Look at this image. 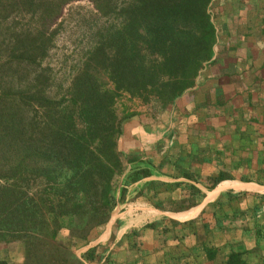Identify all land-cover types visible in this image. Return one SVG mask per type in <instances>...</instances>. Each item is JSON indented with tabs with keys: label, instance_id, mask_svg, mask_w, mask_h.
Returning <instances> with one entry per match:
<instances>
[{
	"label": "trees",
	"instance_id": "trees-1",
	"mask_svg": "<svg viewBox=\"0 0 264 264\" xmlns=\"http://www.w3.org/2000/svg\"><path fill=\"white\" fill-rule=\"evenodd\" d=\"M67 1L71 0H0V243L5 245L0 264H84L75 254L77 242L92 240L93 232L109 221L123 192L116 183L125 167L120 138L125 121L138 114H118L116 99L122 93L145 103L155 101L163 109L178 100L176 112L184 117L176 124V144L192 121L197 101L214 99L225 107L224 96L234 92L231 81L219 80L221 69L230 76L241 72L234 83L243 86L244 93L257 91L258 83L264 82L263 64L256 67L259 73L245 68L249 63L245 48L233 66L227 60L228 67H219L212 59L217 36L208 12L212 0H91L105 19L57 98L46 88V82L55 80L50 67L41 63L55 32L49 31V24ZM245 1L250 8L255 4V11L247 9ZM234 3L229 14L234 8L246 16L256 12L260 17L253 21L254 30L264 34V0ZM25 15L29 20L23 23L19 19ZM205 62L209 81L206 75L199 89L185 92L195 86ZM253 72L259 78L247 79L246 74ZM177 160L167 161L178 166ZM163 161L127 159V179L148 177L154 171L151 166L161 173ZM177 168L184 177H193L192 169ZM227 176L220 171L211 179ZM260 178L264 179V170ZM186 188L194 192L193 186ZM256 199L245 207L242 196H222L211 206L229 208L215 217L217 227L224 231L225 221L239 224L235 228L257 225L262 202ZM183 228L172 222L143 226L156 229L165 240L172 232L174 240L184 237ZM137 236L139 231L131 230L123 239L138 245ZM11 242H17L15 256L6 247ZM216 251L206 247L209 257ZM91 258L92 252L83 257ZM225 264L251 263L241 251H232Z\"/></svg>",
	"mask_w": 264,
	"mask_h": 264
},
{
	"label": "crops",
	"instance_id": "crops-1",
	"mask_svg": "<svg viewBox=\"0 0 264 264\" xmlns=\"http://www.w3.org/2000/svg\"><path fill=\"white\" fill-rule=\"evenodd\" d=\"M200 83L189 90L199 89ZM258 84L257 91L235 95L243 86L231 82L229 86L234 92L224 96L225 107L217 106L214 99L206 103L203 99L197 101L192 121L176 144L171 140L173 131V136L160 135L159 158L164 160L161 173L157 166H151L154 171L148 177L122 184V196L115 209L126 205L128 209L123 211L122 218L109 219L108 229L95 232L81 254L75 250L84 264H225L232 251H241L248 263L264 262V179L260 178L264 170V82ZM151 145L149 151L145 147L137 153L138 159L147 160L148 154L155 153V142ZM174 158H178V166L193 170L192 178L184 177L178 166L167 161ZM167 169L172 176L166 174ZM220 171L229 176L213 182L211 178ZM251 174L259 178L248 179ZM187 184L193 186L194 192L188 191ZM228 193L242 196L245 207L252 198L262 202L256 215L257 225L248 223L243 229L225 221L224 231L217 227L215 217L225 213L223 208H229L211 206ZM148 200L160 203L161 207ZM183 205L186 206L177 210ZM132 221L136 224L129 225ZM161 222L184 226L185 236L174 240L172 232L165 240L156 229H143L146 224ZM131 230L139 231L138 245L123 239ZM206 247L217 253L209 257ZM87 252H92L88 263L83 259Z\"/></svg>",
	"mask_w": 264,
	"mask_h": 264
},
{
	"label": "rangeland",
	"instance_id": "rangeland-1",
	"mask_svg": "<svg viewBox=\"0 0 264 264\" xmlns=\"http://www.w3.org/2000/svg\"><path fill=\"white\" fill-rule=\"evenodd\" d=\"M234 1L235 0H212L209 5L208 12L217 32L212 59L215 61L217 60V65L219 67L220 65L223 66V68L228 67L227 60L231 62L229 63V66L232 65L234 61H241V54L237 55V53L240 51L242 52L245 48V53L249 55V63L245 64V68H248L249 70L250 68H253L259 73V68L256 69V67L260 64L264 65V34L254 30L256 23L253 21L256 19L255 17L260 16H258L256 12H250L246 16L244 14L245 12L243 13L244 10L240 11L242 12L241 14H244L241 15L235 8L233 10L234 12L229 14L230 7H236V3H234ZM244 4L247 6V9L250 8V2L247 3L245 1ZM252 9L255 11V4H253L249 10ZM261 13L263 14V12ZM104 19L105 18L97 12L91 0H71L63 4L60 13L55 17L53 22L49 24V31L55 32H52L53 40L47 49V55L43 58L41 65L43 67H50V72L55 79L46 82V88H49L52 95L54 94L57 98H60V96L64 93L70 79L76 72L75 68L79 67V62L84 57L87 49L91 46L95 29L103 22ZM19 20L26 23L29 19L28 16L25 15L24 18ZM219 25H222V32L219 30ZM250 58H252L253 62H251ZM208 66L209 63H203V67L199 71V76L196 78V83L200 82L202 77L206 75L208 76L209 81L211 74L208 70ZM237 68L239 67L237 66L236 69ZM240 73L239 71H234L233 75L230 76L228 75L229 73H226L225 69H221L219 72V75L221 76L219 77V80H222L223 82L231 81L234 83L238 79ZM255 76L259 78V74L257 76L254 72L249 73V75L248 73L246 74V77H248L247 79H251L252 77L254 79ZM187 91L190 90L188 89L185 92ZM243 92V89L238 88L235 95ZM231 94L233 95L232 92ZM178 102V100H175L173 104L163 109L160 103L155 101L145 103L139 98L129 97L125 93H122L116 99L118 114H122L125 111L138 114V116L126 120L123 125L120 138V148L123 152L125 167L123 173L116 182L118 184V188H121L122 184L128 180L127 176L130 165L129 163L126 164L127 159L145 160L143 158L138 159L137 155L139 156V154L137 153L144 150L145 147L149 151V147L152 146L151 144L153 142H155V153L148 154L146 156L147 160L145 161L152 159L153 162H156L160 159V135H168L172 134V131L175 132L177 122L182 120L184 117L182 112H176ZM171 140L173 144L174 139L171 138ZM165 148L166 147H164V150ZM0 183H2L1 178ZM126 208L128 209L127 205L121 208H114L110 219L113 220L114 217L122 218L121 215ZM107 223L100 226V230L98 231L108 229L110 227V223ZM142 223H139L138 225ZM128 224H136V221H132ZM93 233L95 234V232ZM89 243H91V240L86 242L78 241L76 254H81L86 249L84 245ZM16 245L17 242H11L6 245L8 248H12V255L17 251V248L15 249ZM4 247L5 245L0 243V253L3 251ZM13 256H15V254ZM86 262L88 263V261Z\"/></svg>",
	"mask_w": 264,
	"mask_h": 264
}]
</instances>
